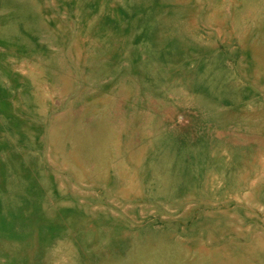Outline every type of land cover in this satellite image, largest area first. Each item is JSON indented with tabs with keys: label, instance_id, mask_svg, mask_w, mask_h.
<instances>
[{
	"label": "rangeland",
	"instance_id": "rangeland-1",
	"mask_svg": "<svg viewBox=\"0 0 264 264\" xmlns=\"http://www.w3.org/2000/svg\"><path fill=\"white\" fill-rule=\"evenodd\" d=\"M0 264H264V0H0Z\"/></svg>",
	"mask_w": 264,
	"mask_h": 264
}]
</instances>
